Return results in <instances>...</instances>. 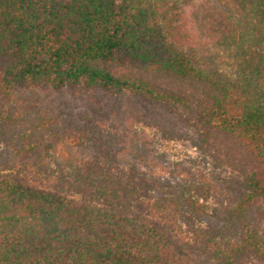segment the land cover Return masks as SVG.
<instances>
[{
    "label": "trees",
    "instance_id": "1",
    "mask_svg": "<svg viewBox=\"0 0 264 264\" xmlns=\"http://www.w3.org/2000/svg\"><path fill=\"white\" fill-rule=\"evenodd\" d=\"M81 87L134 94L175 111L214 149L251 161L233 212L239 239L180 226L206 185L153 197L102 140L52 171L61 191L0 171V264H245L264 258L246 210L264 199V0H0V93ZM201 241V242H200Z\"/></svg>",
    "mask_w": 264,
    "mask_h": 264
},
{
    "label": "rangeland",
    "instance_id": "2",
    "mask_svg": "<svg viewBox=\"0 0 264 264\" xmlns=\"http://www.w3.org/2000/svg\"><path fill=\"white\" fill-rule=\"evenodd\" d=\"M98 140L106 142L123 167H136L155 182L154 198L179 199L186 185H206L208 192L200 198L203 213L185 207L180 213V226L189 236L196 237L198 229L219 241L240 238L243 224L233 210L252 165L241 147L208 146L178 113L139 95L81 87L0 93V171L27 173L61 191L52 171L96 157ZM245 216L264 234V199ZM245 264H264V258L250 256Z\"/></svg>",
    "mask_w": 264,
    "mask_h": 264
}]
</instances>
